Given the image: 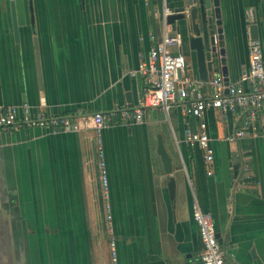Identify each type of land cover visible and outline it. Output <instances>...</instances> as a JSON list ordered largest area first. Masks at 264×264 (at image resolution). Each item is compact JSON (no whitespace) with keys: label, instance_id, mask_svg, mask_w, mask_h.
Instances as JSON below:
<instances>
[{"label":"crops","instance_id":"crops-1","mask_svg":"<svg viewBox=\"0 0 264 264\" xmlns=\"http://www.w3.org/2000/svg\"><path fill=\"white\" fill-rule=\"evenodd\" d=\"M175 5L30 0V13L29 0H0V112L27 103L49 117H74L79 126L0 130V264H200L195 203L212 215L229 264H264V129L230 143L243 127L242 108L205 111L213 150L207 165L202 151L184 141L185 128L196 122L182 115L187 101L175 98L167 113L146 108L139 122L119 121L122 110L138 107L145 83L130 73L160 42L163 8ZM220 5L229 83L246 88L240 79L253 24L264 55V0ZM180 33L174 51L185 57L183 76L199 81L195 53ZM211 93L205 86L204 95ZM111 112L116 116L97 134L93 115ZM256 123L264 125V105ZM158 137L171 159L169 174Z\"/></svg>","mask_w":264,"mask_h":264},{"label":"built area","instance_id":"built-area-1","mask_svg":"<svg viewBox=\"0 0 264 264\" xmlns=\"http://www.w3.org/2000/svg\"><path fill=\"white\" fill-rule=\"evenodd\" d=\"M171 10L164 7L162 11V25L164 32L160 42L149 52L147 61L141 65L135 73L144 79V89L138 107L133 111L122 110L119 113V121L122 123L139 122L143 110L146 108H160L165 113L175 98L187 101L181 109L182 115L191 118L195 125H188L184 131V141L190 147H197L202 151L203 161L207 165L213 162V150L210 147V137L207 125L204 121V113L210 109H229L231 111L239 107L243 110V127L227 138L228 142H234L245 132L250 131L253 136L258 134L259 127L256 123L257 109L264 105V55L261 42L258 39L248 37V67L242 75V85H224L222 76L213 72L211 80L193 81L183 76L186 68V60L181 52H175L182 45L183 37L180 32L170 31V25L166 24L165 17ZM167 30V31H166ZM208 86L212 93L204 95V87ZM116 116L115 113H95L93 115L94 130L97 134ZM18 124L38 126L49 131L79 130L77 120L74 117H49L42 110L32 111L31 107L24 103L19 111L10 107L0 112V130H10ZM261 126V125H260ZM100 179L105 187L106 177L104 163L100 155ZM209 174V172H208ZM103 199L106 200L104 193ZM198 227L200 239V264H226L225 250L218 243L213 217L204 212L195 203L192 214ZM113 246V241L111 242Z\"/></svg>","mask_w":264,"mask_h":264},{"label":"water","instance_id":"water-1","mask_svg":"<svg viewBox=\"0 0 264 264\" xmlns=\"http://www.w3.org/2000/svg\"><path fill=\"white\" fill-rule=\"evenodd\" d=\"M177 5L173 6L171 13L166 15V24L170 25L173 31L185 33L188 47L195 53L198 77L201 81L208 79V73L220 70L224 85L229 84L228 69L226 64L225 49L219 46L223 40L220 0H176ZM29 10L31 6L29 0ZM10 13L12 21V31L15 41H18V25L14 1H10ZM32 22V17H31ZM249 36L257 39L256 26L253 24L249 28ZM35 43V39L33 40ZM38 55L36 54V58ZM38 68V64H37ZM40 81V72L37 69ZM157 154L159 155L165 173L171 172V159L158 137ZM237 158H234V171L238 170ZM173 181L169 184V189H173ZM101 202V198L99 197ZM216 238L220 245L223 244V237L216 233ZM225 263L229 264L226 256Z\"/></svg>","mask_w":264,"mask_h":264}]
</instances>
